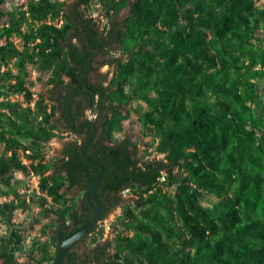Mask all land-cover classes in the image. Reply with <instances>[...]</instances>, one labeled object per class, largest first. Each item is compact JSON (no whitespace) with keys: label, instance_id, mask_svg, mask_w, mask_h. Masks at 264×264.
<instances>
[{"label":"trees","instance_id":"1","mask_svg":"<svg viewBox=\"0 0 264 264\" xmlns=\"http://www.w3.org/2000/svg\"><path fill=\"white\" fill-rule=\"evenodd\" d=\"M96 1L110 18L105 34L128 56L112 54L114 76L97 103L113 108L108 135L123 130L126 106L139 99L147 106L138 111L143 135L165 154L144 160L128 137L118 148L92 142L87 150V159L98 152L105 166L97 186L102 222L124 190L137 197L122 219L132 234L116 235L105 264H264V7L256 0H30L26 10L5 11L0 0V196H13L0 202L1 221L12 226L16 211L39 208L35 222L50 220L41 233L55 228L47 244L37 237L27 243L14 229L0 235L2 264H28L23 256L50 262L51 249L93 217L85 199L67 198L76 189L85 196L98 172L82 161V144L48 161L43 145L63 132L57 115L66 118V89L81 82L76 64L99 40L98 23L82 10ZM123 9L129 15L112 20ZM13 60L17 73L2 71ZM30 64L49 74L48 97L34 99ZM32 176L38 190H30ZM206 194L218 202L205 206ZM70 250L63 264H77Z\"/></svg>","mask_w":264,"mask_h":264},{"label":"rangeland","instance_id":"2","mask_svg":"<svg viewBox=\"0 0 264 264\" xmlns=\"http://www.w3.org/2000/svg\"><path fill=\"white\" fill-rule=\"evenodd\" d=\"M30 0H6V3L2 6L5 11H20L26 10L27 4ZM51 1H67L68 3L70 0H51ZM257 5H262L264 7V0H256ZM83 12L87 17L93 18L95 22L98 23V28L104 33L110 26V18L106 15V11L102 3L96 1L89 4L87 9L82 8ZM129 15V9H123L116 15L112 20L123 21L125 17ZM262 36V33L259 32ZM12 41L14 44L21 48V43L18 38L13 37ZM5 41H3L4 43ZM75 42V41H74ZM112 54L117 57H121L126 59L128 56L125 54L123 55V50L120 45H113L111 48H108L106 52V56L109 60L112 57ZM7 69H11L14 73H17V69L15 67L14 60L9 63V65L3 66L2 71ZM27 82L30 86L32 92L34 93V99H38L40 94H44L48 97V86L46 84L47 79L49 78L48 73H40L35 69V66L30 64L27 66ZM100 72L103 74L108 73V77L111 75L114 76V67L110 64L109 66H104L100 69ZM260 94L262 97V103L264 106V80L260 83ZM13 101H23L22 96L14 95L10 97ZM213 99V98H211ZM146 104L139 99L133 100L129 105L126 106V111H130L128 117L123 122V130L121 132H117L114 135V138L118 141L124 138H130L132 142L138 148V156L144 160H153V159H163L165 154L158 153L155 149L157 145V141H154L151 134L146 133L143 135L141 130V125L138 121L139 110L146 109ZM258 115L260 114L259 111L256 112ZM62 137L58 136L56 138L51 139L50 141L46 142L43 145L46 161L55 159L61 155V149L63 148L64 144L69 140H72L74 137L66 133V131L59 132ZM58 133V134H59ZM3 150V147L0 148V152ZM21 159L24 163L28 164L29 161L23 156V153L20 152ZM50 173V172H49ZM48 173V174H49ZM17 177L22 178L23 174L18 172ZM163 181V178L160 179ZM38 183L39 178L37 176H32L30 179V190H38ZM163 190L167 191L170 194H174L175 187H169L167 185L163 186ZM20 193L23 190H19ZM122 202L121 204L114 209L109 216L102 222L101 226L97 231H95L90 237H88L84 242L78 245L77 253H78V261L82 260L83 263L87 261L88 258H92L91 255L94 250L97 248H106L107 255L102 258L100 262L95 261V264H105L106 258H108L111 254H113V240L116 235L120 232L124 234L131 235L132 232L124 229L122 225V219L124 211L127 207H136V195L133 191L126 189L122 192ZM13 198L12 195L9 197H1L0 202L9 201ZM67 198H73L76 200H80L84 198V195L79 190H74L67 194ZM218 198L213 194H206L203 204L205 206H211L218 202ZM40 209L39 208H29L28 210H18L14 213L12 217V226H7L1 221V214H0V235H7L10 236L12 231L16 230L24 237L25 241L28 243L33 238L37 237L40 238L46 244L49 243L50 237L54 232L55 228L51 229L49 235H43L41 233V228L45 223H48L49 219H41L40 222H35V219L39 216ZM11 227V228H10ZM52 232V233H51ZM110 244V245H109ZM52 253L56 251L54 248L51 249ZM54 256V255H53ZM19 261H27L28 264H35L32 260H28L27 257H22L18 259ZM54 257L50 259V262H46L44 264H52ZM93 260V259H92ZM90 260L89 264H93L94 260ZM0 264H2V260H0Z\"/></svg>","mask_w":264,"mask_h":264},{"label":"flooded vegetation","instance_id":"3","mask_svg":"<svg viewBox=\"0 0 264 264\" xmlns=\"http://www.w3.org/2000/svg\"><path fill=\"white\" fill-rule=\"evenodd\" d=\"M96 31L97 38H99V40L95 43H92V46L89 48L91 54L86 59H84L83 62L76 64V67L79 70L78 72L81 82L66 89L71 90V94L68 97V102L72 98L70 113L72 111V113L74 114V116L72 114L71 115L74 119L75 130L72 129L71 121L67 117L66 108L68 102L65 106V100H62L63 106L66 107L64 111L66 113L67 119L63 116V111H61L57 115V123H59L58 125L61 130L66 131V133H69L74 137L72 140H69L64 144L63 148L61 149L60 156H66L64 151L67 149V147H71L75 142H77L79 145H83L87 138L93 133V126L90 124V122L93 123L95 132L87 150L91 147L92 142L94 144L99 142V145H102L103 147L107 146L118 148V144L121 141H118L115 138H110L107 132L108 120H110L112 117V106H108L106 103L105 107L99 108V105H97V103L100 102L101 98L104 97V94L108 93V91H105V88H108L110 86L111 80L113 78V75H111V77H108V73L103 74L102 72H100V69H102L104 66H109L110 64V60L106 56V52L108 48H111L113 45L120 44L112 38L107 37L105 32L103 33L97 27ZM74 41H76V39H74ZM66 80L70 81L69 78H67ZM93 101L95 103H92ZM31 105L34 106V104ZM60 137L62 136L60 135ZM95 156L97 158L99 156V153L97 152ZM84 199L85 196L81 199L79 205H81ZM86 239L87 237L73 246L70 250L73 255L74 253L76 254V260H78L77 247ZM102 250L103 248H97L93 251L91 255L92 258H88L84 263L82 260H79L77 261V264H89L90 260L92 259L94 260L93 264H95L96 260L97 262H100L102 258L107 255L106 252L98 261V255Z\"/></svg>","mask_w":264,"mask_h":264},{"label":"water","instance_id":"4","mask_svg":"<svg viewBox=\"0 0 264 264\" xmlns=\"http://www.w3.org/2000/svg\"><path fill=\"white\" fill-rule=\"evenodd\" d=\"M72 98L68 102L67 108H66V113L67 117L71 121V127L73 130H75L74 126V119L70 113V106H71ZM90 124L93 126V133L87 138V140L83 143L79 150L80 157L82 161L87 164V165H94L98 168V172L96 175L92 178L91 182L89 183L86 191H85V201L88 204V206L91 208L93 212V217L91 221L83 227L81 230L77 231L73 235L69 236L68 238L64 239L63 241L60 242V244L57 247L54 260L52 264H63L65 255L67 252L75 246L77 243L91 235L98 225V223L101 221V211H102V206H101V201L100 198L97 194V186L102 180V177L105 172V166L101 162V160L97 157L94 160H89L86 158V151L87 148L93 138L94 132H95V127L93 123L90 122Z\"/></svg>","mask_w":264,"mask_h":264},{"label":"clouds","instance_id":"5","mask_svg":"<svg viewBox=\"0 0 264 264\" xmlns=\"http://www.w3.org/2000/svg\"><path fill=\"white\" fill-rule=\"evenodd\" d=\"M32 104H34V101L32 102ZM101 222H102V221H100L96 227H100V226L102 225ZM97 230H98V229H97Z\"/></svg>","mask_w":264,"mask_h":264},{"label":"built area","instance_id":"6","mask_svg":"<svg viewBox=\"0 0 264 264\" xmlns=\"http://www.w3.org/2000/svg\"><path fill=\"white\" fill-rule=\"evenodd\" d=\"M102 223V222H101Z\"/></svg>","mask_w":264,"mask_h":264}]
</instances>
